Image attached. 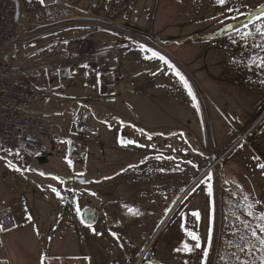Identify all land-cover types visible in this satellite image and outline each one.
I'll return each mask as SVG.
<instances>
[{"label":"rangeland","instance_id":"1","mask_svg":"<svg viewBox=\"0 0 264 264\" xmlns=\"http://www.w3.org/2000/svg\"><path fill=\"white\" fill-rule=\"evenodd\" d=\"M253 1L245 6H253L248 9L256 21L264 0ZM17 4L19 44L8 52L12 67L56 62L67 49L76 51L82 39L93 47L120 41L87 21L84 12L76 11L78 1L74 7L60 9H44L38 0H17ZM209 21L213 29L220 24L215 15ZM261 21L245 29L243 22L250 20L243 18L230 22L224 34L214 30L205 41L208 51L201 57L191 56L193 61L199 59L195 65L184 67L188 62L180 57L174 66L167 60L175 76L172 87L183 96L189 88L192 93L193 107L186 122L192 134L178 133L182 147L178 145L175 153L167 150L162 156L143 159L137 154L127 156L131 151L124 130L135 121L141 102L145 103L140 88L145 92L147 87L136 77L127 84L128 70L139 73L135 70L140 62L145 66L165 63L152 56L154 51L132 45L120 56L122 80L112 102L100 96L97 85H85L76 72L64 81L43 74V90L51 94L45 112L49 132H63L69 119L81 113L90 116L96 136L87 141L97 144L94 151L87 147L82 168L95 175L85 179L92 181L87 185L63 187L54 179L11 165L0 153V210L18 214L13 230L0 231L3 262L41 264L43 259L51 264L58 255L66 264H241L245 260L260 264L264 253L247 255L241 248L246 250L248 241L255 243L250 227L264 225L259 219L264 214V169L260 167L264 165V76L258 66L264 57V48L258 45H264V38L256 31L264 25V18ZM239 27L240 32L252 35L242 39L233 33ZM222 34L226 35L223 40ZM163 40L159 39L164 53H172L179 44ZM195 44L187 41L179 47ZM144 106L150 108L148 103ZM233 127L244 132L233 134ZM135 135L139 140L146 138L139 131ZM219 155L223 160L209 171L211 156ZM34 165L45 173H67L80 164L68 166L61 145H55L50 154L36 158ZM77 206L98 210L100 221L95 228L81 224Z\"/></svg>","mask_w":264,"mask_h":264},{"label":"built area","instance_id":"2","mask_svg":"<svg viewBox=\"0 0 264 264\" xmlns=\"http://www.w3.org/2000/svg\"><path fill=\"white\" fill-rule=\"evenodd\" d=\"M44 9L74 7L78 0H38ZM146 0H91L87 21L117 36L112 45L92 46L82 39L76 51H64L56 62L25 68L22 64L12 69L7 65L8 52L19 44L15 30L14 0H0V153L11 165L30 169L36 158L52 151L55 145L65 147L66 163L74 166L87 155L85 140L96 136V129L88 115L79 114L69 119L67 128L58 134L48 131L45 122L34 109L35 84L49 78H58L65 71L76 72L85 85L96 84L112 95L121 79L120 56L132 45L143 46L161 54L152 35L137 28L144 17L150 20ZM100 28V27H98ZM70 42L68 41L67 44ZM55 49L60 43L55 44ZM42 110L48 109L49 90L42 89ZM208 170L223 160L211 156ZM18 214L0 210V231H11L18 223ZM0 264H7L0 262Z\"/></svg>","mask_w":264,"mask_h":264},{"label":"crops","instance_id":"3","mask_svg":"<svg viewBox=\"0 0 264 264\" xmlns=\"http://www.w3.org/2000/svg\"><path fill=\"white\" fill-rule=\"evenodd\" d=\"M90 1L91 0H78V5L75 10H79L78 12L82 11L87 15L86 12L88 10V7L86 8V6ZM253 2V0H232V7L235 9H240V11H229L227 7L221 8V6L218 5L217 0H146L144 2V6L151 17L148 21L143 17L137 24V28L141 31H144L148 35H152L155 38L157 48L159 49L163 57L169 61L170 64L174 66L175 62L182 59L180 61L188 62L186 65H183L187 68L188 65H195L199 60L197 59L193 61L191 56H194L195 54L200 55L201 57L206 51H208L209 45H207L205 41L209 36H212L214 30L221 29L224 34L226 32V27L230 24V22H239L243 18H249V13H251L252 16L254 12H252L248 8H251L253 6L249 7L245 5L252 4ZM212 15H215L220 23L219 25L215 24V29H213V24H211L209 21V17ZM256 22L261 23L262 21L260 19L258 21L250 22L249 27H252ZM245 23L246 22H243V24ZM230 27L233 28V25ZM242 27H244V25ZM236 29L241 31L240 27ZM237 30H234L233 33H236ZM223 34L220 37V39L222 40L226 37V35L224 37ZM159 39H166L171 41L176 40L179 42V44H176L172 53H170L168 50L167 53H164L160 49L161 42L159 41ZM187 41H190L192 44H194L195 41V45L197 46L184 48L179 47L180 44H183ZM67 50L71 51L70 49ZM49 56L50 55H47L46 58H48ZM8 59L10 66L8 63L7 65L12 69V59L9 57ZM14 61H17V59H15ZM28 65L34 66L35 63H28ZM171 69L172 68H170L166 63L156 66H145V63L140 62L138 64V69L135 70V72L139 71V73H134L133 70H128L129 74H127V84L133 81V78L136 77L137 81L142 83V85L147 84V87L145 89V92H143L140 88L143 95V101H145V103L141 102L140 110H136L134 114L135 121L130 122L129 128H125L124 130L129 137L126 140L124 139V141H134V143H128V145H126L127 147L129 146V151H131L127 156H131V154H137V156H139L141 159L145 158L147 155L162 156L167 150H171V152L176 151L178 145L182 147V141L180 138H178V133L182 132V134L184 135L188 134V136H191L192 133L189 131V127L186 125L190 109L193 107L191 98L189 97L187 90L183 91V93L185 94V96H183L180 92L178 93L176 89L172 87V85L174 84V81L172 79H175V76L174 74H172ZM251 72H254V67H251ZM257 73L260 74V72L258 71ZM260 75H262L261 77L264 76V68H262V73ZM59 78H61V76ZM121 80L122 72L120 81ZM154 81L160 83V85L154 83ZM43 83L44 80L41 83L35 84L33 88V94L35 96L34 109L38 112L41 119L45 122L48 119V117L45 115L47 109H45L44 111L42 110L43 102L40 108L37 106L39 104V101L44 100V97L42 95V89L44 88ZM51 83L52 82L49 81L44 85H49ZM149 83L153 85L149 86ZM165 85H169L170 87L164 88ZM98 91L100 96L109 98L107 100L108 102H112L114 100L112 96H114L115 93H113L112 95L107 94L106 92L101 90L99 86ZM146 103L150 105V108L146 109V106H144V104ZM45 125L48 128L46 122ZM233 129L236 130L233 131V134L236 135H240L242 132H244L243 129L237 130L234 127ZM137 131L145 135L146 138L144 137V140H139V137L135 135ZM90 138H87L85 140L86 146L90 148L91 151H94V147L96 146L97 142L92 141L93 139L91 141H87ZM61 147L62 153L66 158L65 147L62 145ZM215 150L216 149H214V152ZM51 152L52 151L48 152L46 155L50 154ZM205 154L206 153H204L203 162H205L206 159ZM207 158L209 159L210 156L208 157L207 155ZM85 161L86 158L80 163L74 165L77 166L78 164H80L75 170L71 172H47L65 178L81 177L84 179H92V176L90 174L92 173L95 175V173L90 171V169L88 170L87 167L82 168ZM129 164H132V160L129 161ZM33 168H36L34 162ZM67 184L62 186L65 187ZM84 211L93 216V221L90 225L92 226L91 228H95L100 221L98 216L99 214L97 213L98 210L81 209V214ZM80 222L82 225H85L81 220ZM85 226L88 227V225ZM52 259L54 260H51V264H66L64 262V259L60 258L58 255L53 256ZM0 262H3L1 253ZM43 263L48 264L49 262L47 260L41 259V264Z\"/></svg>","mask_w":264,"mask_h":264},{"label":"snow or ice","instance_id":"4","mask_svg":"<svg viewBox=\"0 0 264 264\" xmlns=\"http://www.w3.org/2000/svg\"><path fill=\"white\" fill-rule=\"evenodd\" d=\"M217 3L219 6H221V8L227 7L229 11H240V9H235L232 7V0H217ZM248 15H249L250 22H253L251 19V13H249ZM262 17H264V8H262L261 13L255 17V20L258 21ZM248 27H249V23L246 22L244 24V28L247 29ZM256 31H257V33H259L261 35L262 38H264V25L257 27ZM237 32L239 33V35L241 36L242 39H246L248 36L252 35L251 32H240L239 30H237ZM258 47L264 48V45H258ZM152 56L158 57L160 60H164V62L166 64H168V61L165 60V58L162 55H159L157 52H153ZM254 63H256V62L254 61ZM258 66L264 68V57H261L259 59V65ZM169 67H171V65H169ZM177 75H179V73H177ZM180 80L184 84L185 88H189L188 83L186 80H184L183 76H180ZM189 95H192L190 88H189ZM127 143H134V141H128ZM260 167L262 169H264V165H261ZM16 170L19 171V169H16ZM208 179H211V177H208ZM53 191H56V190L53 189ZM57 195H59V193H57ZM249 207H251V206H249ZM128 211L130 213H133V214H138V213L134 212V210L131 208H129ZM76 212H77V215H81V210H80L79 206L76 207ZM248 215L252 216L253 213L251 211H249ZM259 219L264 220V214H261ZM82 222H83V220H82ZM88 227L91 228L92 226L89 224ZM93 231H95V230L93 229ZM251 236L253 237V240L255 241V243L253 241H248L247 249L245 250L244 248H241V251H246L247 255H253L255 252L264 253V225H259L257 227V229H253L251 231ZM192 238L198 239V237H196V236H193ZM257 244L259 245V247H257ZM196 247L197 248L200 247L199 243L196 244ZM178 251H179V249H178ZM204 256L205 257L208 256L207 251L204 252ZM241 264H252V262L245 260V261H242ZM260 264H264V255H262L260 258Z\"/></svg>","mask_w":264,"mask_h":264},{"label":"water","instance_id":"5","mask_svg":"<svg viewBox=\"0 0 264 264\" xmlns=\"http://www.w3.org/2000/svg\"><path fill=\"white\" fill-rule=\"evenodd\" d=\"M14 3H15V16H14V19H15V23H16L17 20H18V17H19V9H18L19 7H18V4H17V0H14ZM70 76H71V73L69 71H65L63 73V75L61 76V80L68 79ZM29 172L37 174V175H39V176H41L43 178L54 179L57 182H59L61 185H65L67 183H72L73 185L81 186V185H87V184L92 182L90 180H85L84 178H81V177H73V178H69L68 177V178H65V177H62V176L55 175V174L45 173L41 169H36V168H33V167L29 169ZM80 219H81V221L83 220V223L85 225H89L93 221V216L91 214L87 213L86 211H84L81 214Z\"/></svg>","mask_w":264,"mask_h":264},{"label":"trees","instance_id":"6","mask_svg":"<svg viewBox=\"0 0 264 264\" xmlns=\"http://www.w3.org/2000/svg\"><path fill=\"white\" fill-rule=\"evenodd\" d=\"M264 213V212H263ZM251 228V230L250 231H252L253 229H257L256 227H254L253 225H252V227H250Z\"/></svg>","mask_w":264,"mask_h":264}]
</instances>
